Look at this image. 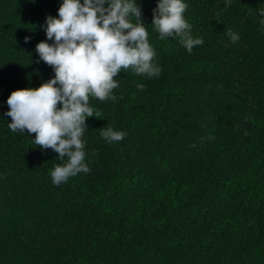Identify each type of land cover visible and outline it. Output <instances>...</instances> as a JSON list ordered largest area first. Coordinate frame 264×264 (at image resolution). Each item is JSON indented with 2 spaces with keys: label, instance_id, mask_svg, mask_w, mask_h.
I'll use <instances>...</instances> for the list:
<instances>
[{
  "label": "trees",
  "instance_id": "16d2710c",
  "mask_svg": "<svg viewBox=\"0 0 264 264\" xmlns=\"http://www.w3.org/2000/svg\"><path fill=\"white\" fill-rule=\"evenodd\" d=\"M60 2L0 0V264H264V0H185L191 52L138 0L159 75L89 97L90 170L54 185L57 153L9 130L4 101L54 75L35 45Z\"/></svg>",
  "mask_w": 264,
  "mask_h": 264
},
{
  "label": "clouds",
  "instance_id": "9594fccd",
  "mask_svg": "<svg viewBox=\"0 0 264 264\" xmlns=\"http://www.w3.org/2000/svg\"><path fill=\"white\" fill-rule=\"evenodd\" d=\"M224 2L227 6L230 0ZM186 7L185 0H156L150 25L161 38L179 36L185 50L191 52L202 39L189 33ZM259 15L264 29V9ZM145 25L138 0H61L57 14L46 15L41 24L45 38L36 43L35 51L54 75L38 86L13 89L4 103L8 105L5 115L11 117L9 130L24 133L26 129L29 136L34 132L35 145L57 153L61 162L49 173L54 185L90 170L81 137L86 117L100 115L90 106L89 97L114 98V77L121 69L159 75ZM226 34L232 42L239 38L231 30ZM100 135L112 142L123 139L126 132L109 126L101 128Z\"/></svg>",
  "mask_w": 264,
  "mask_h": 264
}]
</instances>
